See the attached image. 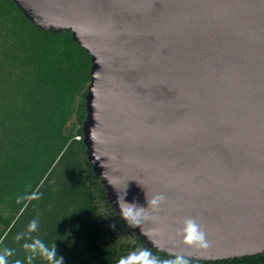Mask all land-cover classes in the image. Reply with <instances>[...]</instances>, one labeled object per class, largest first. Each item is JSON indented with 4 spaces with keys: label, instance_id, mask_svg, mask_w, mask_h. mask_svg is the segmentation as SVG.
I'll return each mask as SVG.
<instances>
[{
    "label": "water",
    "instance_id": "1",
    "mask_svg": "<svg viewBox=\"0 0 264 264\" xmlns=\"http://www.w3.org/2000/svg\"><path fill=\"white\" fill-rule=\"evenodd\" d=\"M12 2L90 57L83 143L114 213L125 186L144 208L165 197L123 221L141 245L202 263L263 254L264 0ZM186 219L206 247L180 243Z\"/></svg>",
    "mask_w": 264,
    "mask_h": 264
},
{
    "label": "trees",
    "instance_id": "2",
    "mask_svg": "<svg viewBox=\"0 0 264 264\" xmlns=\"http://www.w3.org/2000/svg\"><path fill=\"white\" fill-rule=\"evenodd\" d=\"M91 61L67 32L45 33L0 0V248L25 259L28 223L63 264H117L145 249L111 209L83 143ZM158 259H173L151 251ZM186 261V260H185ZM264 264V253L222 262ZM33 264H45L37 257Z\"/></svg>",
    "mask_w": 264,
    "mask_h": 264
},
{
    "label": "clouds",
    "instance_id": "3",
    "mask_svg": "<svg viewBox=\"0 0 264 264\" xmlns=\"http://www.w3.org/2000/svg\"><path fill=\"white\" fill-rule=\"evenodd\" d=\"M126 188V186H125ZM125 188L119 192L117 197V206L120 218L129 226H139L145 218L147 208L156 210L159 208L165 197L162 194L147 198V208L137 205L135 202L125 200ZM39 227L38 219H32L26 228L24 234L17 235V241L23 239L22 248L25 250V259H17L14 264H33V261L40 257L45 264H63V257L57 255V249L54 243L49 246L39 236H32ZM180 243L186 247L203 248L207 246L206 235L201 226L193 219L183 221L177 231ZM14 250L10 248H0V264H9V257L13 256ZM117 264H187L182 257L161 260L153 256L151 250L145 248L138 252H132L127 256H122Z\"/></svg>",
    "mask_w": 264,
    "mask_h": 264
},
{
    "label": "rangeland",
    "instance_id": "4",
    "mask_svg": "<svg viewBox=\"0 0 264 264\" xmlns=\"http://www.w3.org/2000/svg\"><path fill=\"white\" fill-rule=\"evenodd\" d=\"M1 231H2V228H1V226H0V233H1ZM138 251H140V250L138 249L137 252H138Z\"/></svg>",
    "mask_w": 264,
    "mask_h": 264
}]
</instances>
